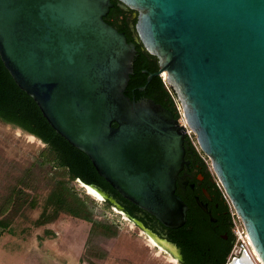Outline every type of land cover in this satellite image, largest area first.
<instances>
[{
  "label": "water",
  "instance_id": "obj_1",
  "mask_svg": "<svg viewBox=\"0 0 264 264\" xmlns=\"http://www.w3.org/2000/svg\"><path fill=\"white\" fill-rule=\"evenodd\" d=\"M118 1L136 11V35L156 59L146 81L164 73L250 243L223 264H255L253 257L264 264V0ZM109 4L0 0V61L48 125L122 198L177 228L186 210L174 192L186 183L178 174L184 129L152 99L124 95L134 45L103 21ZM129 222L178 261L174 243Z\"/></svg>",
  "mask_w": 264,
  "mask_h": 264
},
{
  "label": "trees",
  "instance_id": "obj_2",
  "mask_svg": "<svg viewBox=\"0 0 264 264\" xmlns=\"http://www.w3.org/2000/svg\"><path fill=\"white\" fill-rule=\"evenodd\" d=\"M154 62L146 63L140 57L133 58L132 73L128 76L124 95L137 100L150 98L155 103L170 110L174 117H178L175 103L176 96L172 89L163 81L160 75L146 76L157 69L154 56L146 52ZM144 70V71H143ZM143 86V88H141ZM178 103V102H177ZM0 120L18 127L22 131L34 136L42 144L43 149L27 166L16 173H5L6 183L0 193V226L6 227L7 218L21 213L24 208L35 206V195L45 189L41 209L33 224L38 226L54 221L59 215L84 220L89 223L84 241L83 254L86 258H103L105 251L101 242L117 234V226L106 220L96 219L92 214L87 196L79 195L71 186V181L82 185H91L120 204L124 211L133 215L135 206L122 198L101 176H99L87 156L67 143L58 135L42 117L34 101L13 82L0 61ZM112 125H115L112 123ZM188 150L195 155L200 164V172L211 177V187L216 200L222 202L228 222L231 225L229 206L223 197V191L215 177L207 171L204 154L197 150L186 139ZM203 175V174H202ZM208 184V180L205 181ZM184 223L177 227L176 245L188 264L190 254L199 253L207 237V226L198 216V211L186 199ZM103 202L111 203L107 199ZM228 251V247L225 249ZM225 251V256L227 252Z\"/></svg>",
  "mask_w": 264,
  "mask_h": 264
},
{
  "label": "rangeland",
  "instance_id": "obj_3",
  "mask_svg": "<svg viewBox=\"0 0 264 264\" xmlns=\"http://www.w3.org/2000/svg\"><path fill=\"white\" fill-rule=\"evenodd\" d=\"M191 140L199 150L194 135ZM42 149L43 144L37 138L0 120V193L6 183L5 173H16L27 166ZM204 162L207 171L214 176L205 155ZM70 184L79 195L88 197L96 219L117 226L116 236L100 243L105 256H84L83 247L89 226L84 220L61 214L52 222L38 226L33 224L46 194V190L41 189L35 195L34 207L24 208L21 213L7 218L6 227L0 226V264H176L169 255L153 246L150 239L121 212L82 184L76 181ZM248 245L246 242L241 248L249 250Z\"/></svg>",
  "mask_w": 264,
  "mask_h": 264
},
{
  "label": "flooded vegetation",
  "instance_id": "obj_4",
  "mask_svg": "<svg viewBox=\"0 0 264 264\" xmlns=\"http://www.w3.org/2000/svg\"><path fill=\"white\" fill-rule=\"evenodd\" d=\"M108 3L110 4L102 16L103 21L117 32L122 33L127 42L133 43V58L140 57V60L145 62L144 64L154 62V59L146 55V51L136 35L134 29L136 11L122 5L118 0H108ZM183 159L186 163L182 165L178 174H185L186 183L184 188L176 186L174 192L181 200L186 199L195 207L199 212V218L207 226L208 233L201 251L196 254H190L188 264H223L224 261L232 257L229 256L234 245L232 224L230 225L228 222L222 202L214 197L215 193L211 187L212 178H207L204 173L200 172V164L196 160L195 155L188 150V147L184 151ZM206 180H208V184L205 183ZM116 204L119 208L118 211L125 215L128 220H136L144 228L174 243L180 255V258L175 263L184 264L183 255L174 240L177 238L176 228L165 227L153 216L135 205L133 215L129 216L120 204ZM134 226L138 228L137 225ZM226 247H228V251L225 250ZM225 251L227 252L226 256ZM163 253L165 254V251Z\"/></svg>",
  "mask_w": 264,
  "mask_h": 264
},
{
  "label": "built area",
  "instance_id": "obj_5",
  "mask_svg": "<svg viewBox=\"0 0 264 264\" xmlns=\"http://www.w3.org/2000/svg\"><path fill=\"white\" fill-rule=\"evenodd\" d=\"M160 76L163 79V76L162 75H160ZM175 108H176V111H177V114H178L177 123L183 127L185 139H188V141H190L192 143L191 137L194 134L186 126L185 121H184V119L182 117V114H181L180 107H179V105H178L177 102L175 103ZM192 145H193V143H192ZM223 197L226 200V202L229 203L228 200H227V198H226V196L224 195V193H223ZM228 206H229V212H230V217H231L232 234H233V237H234V245L231 248V251L229 253V256H234V255H236L237 252H239L241 246L243 244H246V240H245V232H244V230L242 228V225H241V223L239 221V218L234 213V211L231 208L230 204H228ZM236 244L238 245V248L237 249H235ZM255 264H260V263H258V262L255 261Z\"/></svg>",
  "mask_w": 264,
  "mask_h": 264
},
{
  "label": "bare ground",
  "instance_id": "obj_6",
  "mask_svg": "<svg viewBox=\"0 0 264 264\" xmlns=\"http://www.w3.org/2000/svg\"><path fill=\"white\" fill-rule=\"evenodd\" d=\"M162 75H164V73H162ZM86 189H87V187H85ZM90 190V189H89ZM91 191V190H90ZM92 192V191H91ZM93 193V192H92ZM245 240H246V242H247V244H249L248 246L250 247V243H249V241H248V238H247V236H246V234H245ZM151 241V240H150ZM151 243H152V241H151ZM254 260L256 261V262H258V263H260V264H262V262L260 261V259L259 258H254Z\"/></svg>",
  "mask_w": 264,
  "mask_h": 264
}]
</instances>
